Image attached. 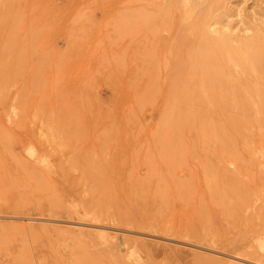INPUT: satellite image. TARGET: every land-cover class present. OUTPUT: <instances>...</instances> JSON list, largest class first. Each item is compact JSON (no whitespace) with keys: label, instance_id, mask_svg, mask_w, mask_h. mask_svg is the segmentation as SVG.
Here are the masks:
<instances>
[{"label":"rangeland","instance_id":"1","mask_svg":"<svg viewBox=\"0 0 264 264\" xmlns=\"http://www.w3.org/2000/svg\"><path fill=\"white\" fill-rule=\"evenodd\" d=\"M200 17L264 37V0H0V264H264V115L251 139L230 103L197 111L207 137L177 115Z\"/></svg>","mask_w":264,"mask_h":264},{"label":"bare ground","instance_id":"2","mask_svg":"<svg viewBox=\"0 0 264 264\" xmlns=\"http://www.w3.org/2000/svg\"><path fill=\"white\" fill-rule=\"evenodd\" d=\"M179 3L180 1H178V6H179ZM192 29H193V32L197 34L198 38H196L192 46L193 52L191 54L188 53L187 57L185 58V63L179 64V69H180L179 79L177 77L179 84L177 85L175 93H176V97L179 99L178 108H177L178 112L181 111L182 113L180 114L178 113L177 115L180 117V119H183L184 121L189 120L190 125L192 124L193 126H196L197 128H202L200 130V132L202 133V137H204V135L205 137H207V135L209 134V129L210 127H212V125L206 124V123L202 124L201 118H200V112H197V111H201L200 108L205 107L206 104L214 105L218 109L224 110L225 108L224 102H226L227 104L230 103L231 110L235 111L236 114L234 116L228 117L227 122H225V124H227L228 128L229 127L231 128L230 131H233V133L236 136H239V137L245 136L248 138L252 137L251 134H248V131L251 130L250 128L252 127V122L249 121L248 114L249 113L252 114V111H254L255 115L256 114H259L261 116L264 115V37L259 36L258 38H256L255 40H252L251 42H245L241 46L234 47L231 41L227 37L220 36V35H219L220 37L212 36L208 28L205 26L204 17L203 19L197 21V23L192 27ZM183 42L186 45L189 44L187 39L185 40L181 39L180 45H182ZM5 66H8V65H5ZM10 69L12 68L10 67ZM248 75L255 76L256 80L254 82L249 81L250 77L248 78L247 77ZM4 81L6 82L5 79ZM193 82H194V86H191ZM195 85L197 86V88L195 87ZM181 109L182 110L185 109V112H183ZM250 117L252 118V115ZM172 125H173V122H172ZM220 129L221 130H218V131L222 132L224 134V137H222V140L219 142L220 149L219 151H217V153L221 154L220 156L222 158H225L226 152H229L231 157L233 158L237 157L235 150H234L235 148L234 145L236 143V140L233 139V137L231 136H227L226 130L224 128H220ZM261 129H264V126ZM250 154H252V150H250ZM226 159L228 158H225V160ZM9 179L11 180V178ZM13 182L16 183V181H13ZM41 188L44 189L47 187H41ZM107 195L108 194L105 193L104 197L107 198ZM133 197H136V198L133 199ZM152 198L155 201L160 202V204H163L165 200V195L163 194V192L158 191V192H155ZM140 200H141V193L136 192L134 195L132 194L131 196L130 205L139 208L141 206ZM59 203L62 204V202H59ZM102 203L103 202H101L100 199L97 198V200H92L91 204L92 206L97 207L100 210H102L103 209ZM106 211L104 212L103 210L102 217L104 216V213H106ZM89 213L90 212L86 209L83 213V216H87L89 215ZM94 213H95V209H94ZM96 213H99V212H96ZM98 215H101V214H98ZM127 215L129 216L128 220L130 221H136L137 219L139 221H145V222L147 221L146 228L148 227V228H151L152 230H154L153 229L155 228L154 225L157 222L154 225L151 222L158 218V217H155L156 215L154 214L152 215L151 214H140L136 216V215H133L131 211H128ZM0 241L2 240L0 239ZM120 245H117V246H120ZM26 249L27 248L23 250L26 251ZM17 257L19 258V256ZM86 258L88 259L89 257L86 256ZM23 259L19 258V261L21 260L23 261ZM83 260L85 261V258ZM22 261L20 263L16 262V264H22ZM84 264H98V262H93V260L88 259L86 262H84Z\"/></svg>","mask_w":264,"mask_h":264}]
</instances>
